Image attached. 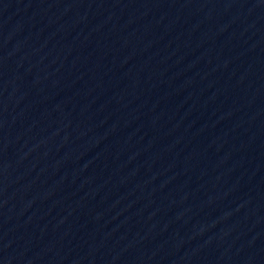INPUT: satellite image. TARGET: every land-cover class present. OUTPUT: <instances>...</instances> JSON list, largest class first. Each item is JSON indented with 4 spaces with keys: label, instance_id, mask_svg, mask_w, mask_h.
Instances as JSON below:
<instances>
[{
    "label": "water",
    "instance_id": "obj_1",
    "mask_svg": "<svg viewBox=\"0 0 264 264\" xmlns=\"http://www.w3.org/2000/svg\"><path fill=\"white\" fill-rule=\"evenodd\" d=\"M0 264H264V0H0Z\"/></svg>",
    "mask_w": 264,
    "mask_h": 264
}]
</instances>
